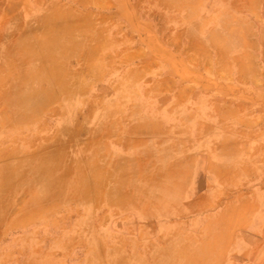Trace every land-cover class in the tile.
Here are the masks:
<instances>
[{
    "label": "rangeland",
    "instance_id": "374dc122",
    "mask_svg": "<svg viewBox=\"0 0 264 264\" xmlns=\"http://www.w3.org/2000/svg\"><path fill=\"white\" fill-rule=\"evenodd\" d=\"M207 2L0 0V264H264V0Z\"/></svg>",
    "mask_w": 264,
    "mask_h": 264
},
{
    "label": "crops",
    "instance_id": "0c3cea01",
    "mask_svg": "<svg viewBox=\"0 0 264 264\" xmlns=\"http://www.w3.org/2000/svg\"><path fill=\"white\" fill-rule=\"evenodd\" d=\"M235 0H208L207 2V12L209 15L216 13L218 11H224L228 9H235L237 12H243L245 9H249L250 6H255L258 0H238V3L234 4ZM41 171L37 169V171L33 172L30 178L32 179H38L41 178L42 175H45L46 169L40 168ZM228 212V211H227ZM226 212V216L227 213ZM224 217V215H223ZM210 220H207L206 222L204 221V224L206 226L208 225ZM203 224V223H202ZM199 234V233H197ZM246 234V233H245ZM245 237V235L243 236ZM198 239L206 240L203 243H197L198 249L194 251L198 255L204 256L205 254V248H219L222 247L224 244H229L230 239H233L234 236L231 235L230 232H223V231H212L208 232V230H203L201 232V235L197 237ZM244 248V247H242ZM207 256V255H206Z\"/></svg>",
    "mask_w": 264,
    "mask_h": 264
}]
</instances>
